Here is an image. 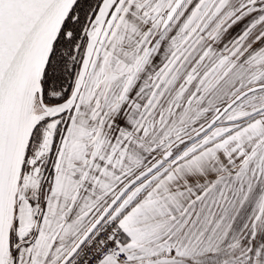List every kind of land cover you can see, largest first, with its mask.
I'll return each mask as SVG.
<instances>
[{
    "label": "snow or ice",
    "instance_id": "snow-or-ice-1",
    "mask_svg": "<svg viewBox=\"0 0 264 264\" xmlns=\"http://www.w3.org/2000/svg\"><path fill=\"white\" fill-rule=\"evenodd\" d=\"M0 264H264V0H0Z\"/></svg>",
    "mask_w": 264,
    "mask_h": 264
}]
</instances>
